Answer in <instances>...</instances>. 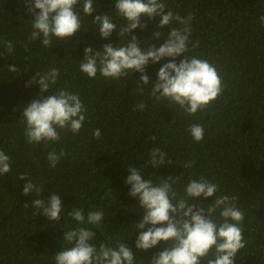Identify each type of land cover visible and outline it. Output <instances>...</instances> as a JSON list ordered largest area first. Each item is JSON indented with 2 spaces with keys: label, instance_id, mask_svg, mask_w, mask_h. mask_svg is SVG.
Returning a JSON list of instances; mask_svg holds the SVG:
<instances>
[{
  "label": "trees",
  "instance_id": "trees-1",
  "mask_svg": "<svg viewBox=\"0 0 264 264\" xmlns=\"http://www.w3.org/2000/svg\"><path fill=\"white\" fill-rule=\"evenodd\" d=\"M163 2L166 11L192 17L187 55L208 60L223 80V93L195 115L151 95L159 68L171 58L146 67L148 86L138 80L139 72L119 79L104 78L99 72L90 79L80 72L86 47L102 51L104 44L116 46L120 41L115 34L102 39L93 23L95 15L106 13L117 30L127 23L117 15L115 0H94L96 12L81 17L82 29L71 39L53 38L47 48L40 39L29 40L34 16L27 9L28 0H0V151L11 157V171L0 175V264H55L54 256L64 246V231L93 227L68 216L73 208L83 209L85 217L89 210L104 212V220L91 229L95 236L89 243L97 249L102 243L115 247L117 241H124L136 256L135 264H151L166 244L161 241L148 251L135 247L134 224L143 218L144 209L138 198L129 195L130 186L125 183L130 166L154 183L172 176L181 194L190 179L203 176L219 186L217 196L235 197L234 203L244 214L247 241L235 264H264V24L260 22L264 0ZM74 10L83 15L82 4ZM143 20L147 28L134 30L132 35L145 45L159 46L170 28L182 27L173 21L159 29L162 36L156 41L152 37L159 18ZM4 41L13 44L11 54ZM13 64L15 72L8 70ZM51 68L60 70L51 91L78 94L86 109L85 121L79 133L58 130V141L29 144L22 112L41 92L37 84H26L36 72ZM141 102L143 111L136 108ZM193 124L204 127L199 142L188 131ZM96 129L100 138L93 134ZM156 148L166 153V163L171 164L151 166L150 153ZM51 151L65 153L54 168L47 159ZM188 162L193 167L185 168ZM21 174L42 189L40 197L35 192L23 194L29 181L19 179ZM53 193L61 196L64 207L60 222L31 206L36 198L47 202ZM195 202L207 206L213 198L200 197Z\"/></svg>",
  "mask_w": 264,
  "mask_h": 264
},
{
  "label": "clouds",
  "instance_id": "clouds-1",
  "mask_svg": "<svg viewBox=\"0 0 264 264\" xmlns=\"http://www.w3.org/2000/svg\"><path fill=\"white\" fill-rule=\"evenodd\" d=\"M78 4H82L83 15L74 10ZM114 7L117 15L127 21L126 24L117 30L116 23L107 13L95 15L93 23L98 26L102 39L107 40L115 34L120 41L116 46L104 44L102 51L86 47L84 58L79 61L81 73L90 79L96 78L98 72L104 78L119 79L139 72L138 80L148 86L150 77L146 67L171 58L159 68L157 79L150 87L151 95L157 101L166 99L179 105L186 114L195 115L208 108L223 93V80L216 67L206 59L187 55L191 16L184 18L174 15L171 10L166 11L167 5L163 0H115ZM27 9L34 16L29 40L40 39L46 48L52 45L53 38L66 40L74 37L82 29L81 17L93 16L96 12L94 0H28ZM144 17L149 20L159 18L158 30L152 37L156 41H160L162 36L159 29L173 21L182 27L170 28L167 38L159 46L145 45L132 35L134 30L147 28ZM260 22L264 24V16L260 17ZM142 43L145 45L143 50L140 47ZM4 47L9 54L14 50L9 41H4ZM181 55L184 58L177 63L176 59ZM8 70L15 72L17 67L13 64L8 66ZM59 75L58 68L36 72L26 84V87L37 84L41 92L22 112L29 144L55 142L60 139L58 130H70L76 134L83 127L86 109L79 95L65 89L51 91ZM139 90L143 94V87ZM136 108L143 111L145 104L141 102ZM188 131L196 142L203 140L205 130L202 125L193 124ZM93 134L100 138L101 132L96 129ZM64 155L63 151L59 154L51 151L47 159L54 168ZM149 163L154 168L171 164L170 161L166 163V153L159 148L151 151ZM184 167H193V162L186 163ZM10 171L11 157L0 151V175ZM128 171L130 174L125 183L130 186L129 195L138 198L144 209L143 218L134 224L138 233L136 249L148 251L161 241L166 244L152 257L151 264H235L237 253L247 243L243 235L244 214L234 203L235 197L217 196L219 186L203 176L190 179L181 194L174 187L176 179L172 176L154 183L145 179L136 167L130 166ZM19 179L29 181L24 185V195L35 192L40 197L42 189L26 174H21ZM200 197H211L213 203L207 206L197 204L195 201ZM31 206L42 210V215L49 220L60 222L62 219L64 207L57 193H53L47 202L36 198L31 201ZM24 207L28 208L29 203ZM67 214L80 225L93 227L80 226L64 231V246L55 254V264H135L136 256L124 241H117L115 247L102 243L99 249L95 243H89L95 236L91 229L105 218L103 211L89 210L85 217L83 209L73 208Z\"/></svg>",
  "mask_w": 264,
  "mask_h": 264
}]
</instances>
